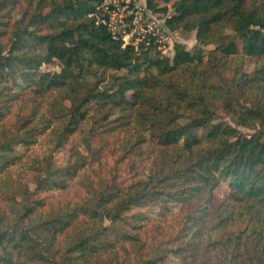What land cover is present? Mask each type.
<instances>
[{
    "label": "trees",
    "instance_id": "obj_1",
    "mask_svg": "<svg viewBox=\"0 0 264 264\" xmlns=\"http://www.w3.org/2000/svg\"><path fill=\"white\" fill-rule=\"evenodd\" d=\"M105 1L37 0L31 15L0 22V127L10 96L19 90H31L32 100L59 99L61 127L50 133L55 147L37 161L46 174L36 183L39 190L65 189L78 176L86 156L75 150L56 165L53 154L81 133L86 121L106 122L108 112H128L137 126L148 129L161 145L159 160L128 186L95 197L92 192L47 218L43 201L13 199L14 213L0 212V264H168L170 256L182 264H264V0H175L166 27L195 31L202 46L217 47L208 53L197 47L193 53L176 43L172 60L155 50L139 55L122 38L114 40L90 16ZM146 6L169 13L156 0H146ZM237 55L253 60L255 69L227 77L220 69ZM54 64L60 72L42 71ZM180 73L190 80H171ZM108 76L114 89L100 88ZM162 86L168 91L161 97ZM219 110L236 126L217 121ZM51 123L34 109L22 127L7 130L0 176L9 170L3 166L12 163L8 154L14 147L34 144ZM239 127L255 132L244 134ZM223 183L229 194L219 207L215 194ZM179 200L199 205L184 214L172 234L161 223L147 243L141 235L153 219L140 210ZM106 219L112 226H104ZM61 236L67 239L62 248ZM161 248L162 255L154 253Z\"/></svg>",
    "mask_w": 264,
    "mask_h": 264
},
{
    "label": "rangeland",
    "instance_id": "obj_2",
    "mask_svg": "<svg viewBox=\"0 0 264 264\" xmlns=\"http://www.w3.org/2000/svg\"><path fill=\"white\" fill-rule=\"evenodd\" d=\"M4 1L6 0H0V22L8 21L9 24L21 20L25 13L31 15L37 2V0H18L14 4H8V7H4ZM107 1L104 10L99 11V16H103L105 10L107 11L106 5H108L109 11L115 13L117 35L126 37L130 43H135L139 48L137 50L139 55L145 51L155 50L161 53L163 57L172 60L176 43L184 44L193 53L197 47H202L205 53L217 47L216 45L202 46L197 42L195 31H170L166 27L165 23L172 14V4L175 0H156L160 7H167L169 13L160 12L154 14V16L144 14L142 20L135 26L130 19L131 9H125L128 0ZM135 4L138 8L143 9L141 11L146 13V0H135ZM226 34L232 35L233 33L231 30H227ZM150 39L154 40L151 41ZM2 42L5 43V40ZM237 44L241 48L240 40H237ZM224 68L221 67L220 70L226 71L227 77H230L235 70L252 73L255 69V63L249 58L237 55L230 58ZM60 70V67L55 64L42 66L44 72L58 73ZM118 75H121V73H118ZM111 78L108 76L107 81L100 84V88L114 89L113 83L110 82ZM171 80L187 82L190 80V76L180 73L172 77ZM160 91L159 94L162 97V92L167 93L168 90L166 86H162ZM30 92L29 89H22L19 90L18 96L14 99L10 96L9 102L12 105L2 120L0 144L6 141L8 129H17L23 126L31 110L37 109L45 113L49 119H52V123L45 133L36 138L34 144L29 147L16 145L14 152L8 154L12 163L3 166L4 168L8 166L9 170L0 176V212L12 215L15 211L10 207L14 205L13 199L19 201L30 199L31 201H43L45 203V207L41 208V211L45 212L47 218L50 217L54 209H58L63 204L75 205L92 197V192H95L93 195L95 197L100 193L113 192L112 188L115 186H128L137 178L138 174L150 173L151 168L153 169L159 160L161 145L157 138L150 136L148 129L137 126L128 112H108L109 119L106 122L102 124L95 122L94 119L86 121L81 126V133L73 134L68 142L53 154L56 165H62L68 161L75 150L86 156L88 163L85 168L78 172V176L70 178L65 189H37L36 183L39 177L44 178L46 175L44 164L40 167L37 161L45 160L52 154L57 139L50 133L53 129L61 127L62 121L57 118L60 117L61 106L55 95L37 101L32 100ZM9 102L5 104H9ZM66 104L68 103L66 102ZM94 109L96 108L92 109L90 115L93 114ZM217 121H224L236 126L222 110L217 112ZM183 123H185V120H183ZM239 130L244 134L255 132L242 127H239ZM228 194V185L223 183L215 194L219 204L216 203L217 206L224 205L222 200H226ZM198 205L199 203H191L186 200L148 204L140 211L153 221L147 226V233L141 235L142 238L149 243L148 238L157 234L156 229L161 223H164L166 231L172 234L175 229L181 227L184 214L192 208L195 209ZM103 224L107 227L112 226V223L107 219L104 220ZM66 241L67 239L61 236L57 239V244L62 248ZM162 250L163 248L157 249L154 253L162 255L164 253ZM167 262L168 264H182V261L174 256H170Z\"/></svg>",
    "mask_w": 264,
    "mask_h": 264
},
{
    "label": "built area",
    "instance_id": "obj_3",
    "mask_svg": "<svg viewBox=\"0 0 264 264\" xmlns=\"http://www.w3.org/2000/svg\"><path fill=\"white\" fill-rule=\"evenodd\" d=\"M109 2L111 3L112 1H109ZM106 3H108L107 0L104 2L103 5H101L100 7H97L96 12L90 14V16L95 17L97 19L98 23L106 26L108 32L111 33L112 38L114 40H119L120 38H122V40L124 42V46L131 44V45L135 46L136 50H138L139 48L135 45V43H130V42H128V39H126V37L117 35V33H118L117 32V26L115 25V18H114L115 13L109 11L108 5H106L107 11L105 10L103 16H99V11L104 10V5ZM113 4L116 7L115 3H113ZM125 9H131L130 12H132V15H130L131 16L130 19H131V23L134 26L137 25L140 20H142L144 14H147V15L150 14L151 16H154V14H156V13L148 10L147 6H146V13H144L143 11H141L143 9H140V8H138V6H136L135 0H128L126 5H125ZM113 10H115V9L113 8ZM150 40L153 41L154 39H150Z\"/></svg>",
    "mask_w": 264,
    "mask_h": 264
}]
</instances>
